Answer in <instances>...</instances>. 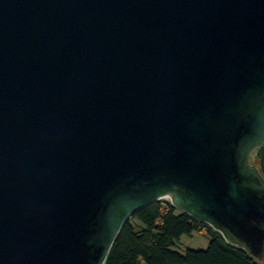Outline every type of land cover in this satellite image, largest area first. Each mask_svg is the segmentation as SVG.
<instances>
[{"label":"water","instance_id":"obj_1","mask_svg":"<svg viewBox=\"0 0 264 264\" xmlns=\"http://www.w3.org/2000/svg\"><path fill=\"white\" fill-rule=\"evenodd\" d=\"M264 0H0V264H105L172 204L264 258Z\"/></svg>","mask_w":264,"mask_h":264},{"label":"trees","instance_id":"obj_2","mask_svg":"<svg viewBox=\"0 0 264 264\" xmlns=\"http://www.w3.org/2000/svg\"><path fill=\"white\" fill-rule=\"evenodd\" d=\"M264 176V146L256 151ZM201 232L210 238L206 249L174 248L184 235ZM246 249L228 243L208 223L158 200L135 212L115 240L105 264H264Z\"/></svg>","mask_w":264,"mask_h":264},{"label":"rangeland","instance_id":"obj_3","mask_svg":"<svg viewBox=\"0 0 264 264\" xmlns=\"http://www.w3.org/2000/svg\"><path fill=\"white\" fill-rule=\"evenodd\" d=\"M256 151L257 150H255L250 157V162L260 168L259 161L256 158ZM160 200L169 201L172 203V196L167 195L162 197ZM209 242L210 238L206 234H203L201 232H194L192 235L182 236L181 239L177 242V245L174 249L179 252H185L187 249H206L209 245Z\"/></svg>","mask_w":264,"mask_h":264}]
</instances>
